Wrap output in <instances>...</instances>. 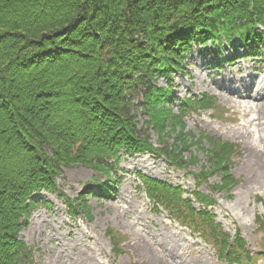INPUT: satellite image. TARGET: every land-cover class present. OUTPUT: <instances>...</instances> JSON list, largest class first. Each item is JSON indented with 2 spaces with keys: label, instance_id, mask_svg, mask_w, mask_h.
Returning <instances> with one entry per match:
<instances>
[{
  "label": "trees",
  "instance_id": "1",
  "mask_svg": "<svg viewBox=\"0 0 264 264\" xmlns=\"http://www.w3.org/2000/svg\"><path fill=\"white\" fill-rule=\"evenodd\" d=\"M258 23L264 25V0H0L1 236H15L10 218H19V206L4 205L2 194L20 186L30 168L44 172L33 156L42 155V145L70 153L69 146L85 143V154L98 144V129L68 130V123L83 120L85 109L95 119L107 114L114 120L104 128L117 136L127 129L124 115L130 117L123 100L134 91L143 93L144 110L164 131L170 100L153 79L176 68L181 45L197 30L204 37L218 27L244 33L245 42L259 33L252 42H264ZM124 74L129 86L120 84ZM176 141L188 147L180 136ZM45 177L47 184L51 175ZM9 241L3 238L0 249L21 258L16 246L8 251Z\"/></svg>",
  "mask_w": 264,
  "mask_h": 264
},
{
  "label": "rangeland",
  "instance_id": "2",
  "mask_svg": "<svg viewBox=\"0 0 264 264\" xmlns=\"http://www.w3.org/2000/svg\"><path fill=\"white\" fill-rule=\"evenodd\" d=\"M243 47L235 52L240 56ZM213 52H195L189 59V74L175 75V95L209 92L217 94L222 105L231 109L234 119L222 121L205 112L201 117L188 121L189 129L197 132L206 129L213 135L240 142L243 156L232 167L237 177L243 182L231 192L217 194L219 205L215 207L218 219L234 235L235 226L240 227L250 246L258 249L255 233L254 215L257 193L264 196V60L260 56L239 58L231 64L224 62L218 68L215 61L218 55ZM233 46L222 48L221 57L232 56ZM165 85L162 79L159 82ZM144 115L139 120L144 119ZM179 127L176 130L179 131ZM169 129L162 133L165 140L172 144L173 136H168ZM157 141V135H153ZM185 144L192 146L190 141ZM169 143V144H170ZM182 144L180 143V146ZM196 151V147L193 148ZM205 163L203 152H197ZM201 162L186 170H175L164 158L140 155L123 160V171L119 174L121 183L116 194L108 198H96L90 195L87 206L93 218L77 223L66 221L62 199L46 194V199L53 202V208L46 213L42 207L30 220L24 230L25 239L40 248L37 252V264H223L214 257L210 247H206L198 237H191L189 231L180 228L166 214L150 209L148 200L141 190L136 189V173L143 172L171 183H178L187 191L194 189L195 178L190 172L200 171ZM59 185L72 197H77L88 188L85 183L92 180L93 173L84 167L66 168ZM102 181L101 177H98ZM219 177H210L208 183L218 181ZM201 189L210 192L205 183ZM41 215H39V213ZM117 227L129 234L131 240L126 248L129 253L117 256L113 251L107 227ZM23 233V237H24ZM53 236V237H52ZM54 238V239H53ZM258 264H264L261 260Z\"/></svg>",
  "mask_w": 264,
  "mask_h": 264
}]
</instances>
